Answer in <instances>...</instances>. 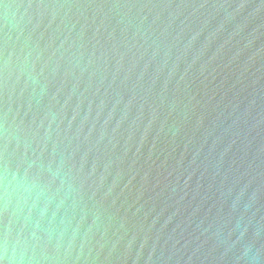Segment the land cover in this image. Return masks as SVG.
<instances>
[{"label": "water", "instance_id": "obj_1", "mask_svg": "<svg viewBox=\"0 0 264 264\" xmlns=\"http://www.w3.org/2000/svg\"><path fill=\"white\" fill-rule=\"evenodd\" d=\"M0 264H264V0H0Z\"/></svg>", "mask_w": 264, "mask_h": 264}]
</instances>
